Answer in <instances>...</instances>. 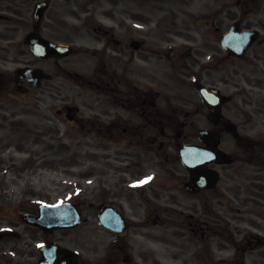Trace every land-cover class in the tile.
I'll use <instances>...</instances> for the list:
<instances>
[{"label": "flooded vegetation", "instance_id": "obj_1", "mask_svg": "<svg viewBox=\"0 0 264 264\" xmlns=\"http://www.w3.org/2000/svg\"><path fill=\"white\" fill-rule=\"evenodd\" d=\"M12 1L0 0V64L14 58L22 30L73 41L70 67L60 63L67 57L42 60H54L76 86V110L62 105L56 111L76 128V163L88 164L94 180L90 207L95 215L104 205L117 210L120 221H113L122 233L97 217L73 229L49 219L45 226L25 224L22 215H37L40 206L29 194L17 217L0 219L7 230L0 233V264H264V0H230L248 13H171L169 26L158 23L145 36L141 31L136 47L126 40L125 25L94 27L97 46L82 49L76 48V10L44 13L37 22L34 13H17ZM235 25L251 31L243 57L222 45ZM53 81L46 82L49 93L64 84ZM6 82L16 81L6 73ZM197 82L231 100L211 112L198 101ZM201 128L220 135L223 162L208 165L219 171L215 187L192 190L178 147L201 143Z\"/></svg>", "mask_w": 264, "mask_h": 264}, {"label": "rangeland", "instance_id": "obj_2", "mask_svg": "<svg viewBox=\"0 0 264 264\" xmlns=\"http://www.w3.org/2000/svg\"><path fill=\"white\" fill-rule=\"evenodd\" d=\"M202 2L194 0L184 6L179 4L183 3L181 0H54L47 13H72L76 9V28L81 31L76 41L79 45H89V27L94 25L119 26L124 23L129 27V37H136L138 26H153L158 18L172 13L174 9L210 10L218 0H215L213 7L210 0ZM36 3L35 0L26 3L15 1L14 6L18 13H34ZM223 9L226 11V7L220 10ZM107 13H110L109 16ZM20 36L21 33H18L14 53L21 60H34L19 42ZM74 59L61 63L70 67ZM187 62L191 64L188 59ZM38 64L47 66L46 62ZM7 65L5 69L11 71L18 64ZM61 81L64 84L56 90L57 94L66 95L68 102L76 104L75 85L60 76L57 84L61 85ZM62 103L60 98L48 94L46 89L19 91L12 87L0 95V206L7 205L0 210V218L9 216L11 208L8 206L14 208L12 216L24 207L19 203L23 194V202L29 194L33 195V202L42 199L53 202L58 199L72 200L76 194V201L80 199L84 203V213L95 216L88 202L91 182L87 176L88 164L81 166L76 163V133L62 120H56L54 125L46 123V116L53 118L55 110ZM196 201L201 203L199 199Z\"/></svg>", "mask_w": 264, "mask_h": 264}, {"label": "water", "instance_id": "obj_3", "mask_svg": "<svg viewBox=\"0 0 264 264\" xmlns=\"http://www.w3.org/2000/svg\"><path fill=\"white\" fill-rule=\"evenodd\" d=\"M46 6H47L46 3L40 4L39 8H38V13H42V11L45 9ZM64 49H67V47L62 46V45L52 44V47L50 48V54H54V53L58 54L57 51L61 52ZM33 51L39 55H44L42 53L41 48H35V49H33ZM68 53H70V51H65L64 53H61V54H68ZM21 72L26 75L27 79L31 80L32 82H36L35 84H38V85H40V84L37 82V80H41V78L48 76V75L44 74L43 72H41L40 70H30L29 69V70H22ZM18 74H19V72H18ZM209 90L210 89H208L204 86H201L200 89L198 88V91L202 95L203 99H205ZM204 133H205V131L202 130L201 136ZM187 147H191V146H187ZM198 148H199L198 146H192L193 150L191 151V150H185L184 148L180 147L179 152H180L183 163L187 167H189L193 170L195 169L197 171V174L201 176L202 170L197 168L195 165H196V163H200V161L204 157L205 153L202 152L201 150H198Z\"/></svg>", "mask_w": 264, "mask_h": 264}, {"label": "snow or ice", "instance_id": "obj_4", "mask_svg": "<svg viewBox=\"0 0 264 264\" xmlns=\"http://www.w3.org/2000/svg\"><path fill=\"white\" fill-rule=\"evenodd\" d=\"M148 179H151V178H148ZM148 180H145V181H141L140 183H147Z\"/></svg>", "mask_w": 264, "mask_h": 264}]
</instances>
